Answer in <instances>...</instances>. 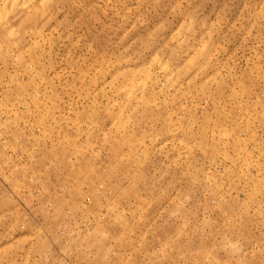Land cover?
Listing matches in <instances>:
<instances>
[{"label": "rangeland", "instance_id": "rangeland-1", "mask_svg": "<svg viewBox=\"0 0 264 264\" xmlns=\"http://www.w3.org/2000/svg\"><path fill=\"white\" fill-rule=\"evenodd\" d=\"M0 264H264V0H0Z\"/></svg>", "mask_w": 264, "mask_h": 264}]
</instances>
